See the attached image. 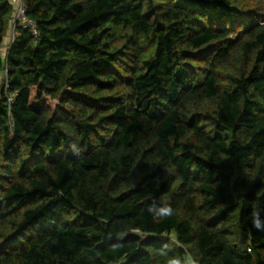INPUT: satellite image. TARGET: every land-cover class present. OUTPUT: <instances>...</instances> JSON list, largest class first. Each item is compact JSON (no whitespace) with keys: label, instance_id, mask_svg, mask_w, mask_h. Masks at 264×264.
I'll return each instance as SVG.
<instances>
[{"label":"trees","instance_id":"1","mask_svg":"<svg viewBox=\"0 0 264 264\" xmlns=\"http://www.w3.org/2000/svg\"><path fill=\"white\" fill-rule=\"evenodd\" d=\"M23 1L0 264H264V0Z\"/></svg>","mask_w":264,"mask_h":264},{"label":"built area","instance_id":"2","mask_svg":"<svg viewBox=\"0 0 264 264\" xmlns=\"http://www.w3.org/2000/svg\"><path fill=\"white\" fill-rule=\"evenodd\" d=\"M12 8V17L10 20L11 32L8 43L3 46L0 51V57L3 64L5 63L6 55L10 50L12 43L18 37L16 29L20 28L30 33L34 38L39 37V31L36 23L28 20L26 17V5L23 0H7ZM5 99V106L10 110L15 99L16 92H9L8 73L5 66L0 70V96Z\"/></svg>","mask_w":264,"mask_h":264},{"label":"clouds","instance_id":"3","mask_svg":"<svg viewBox=\"0 0 264 264\" xmlns=\"http://www.w3.org/2000/svg\"><path fill=\"white\" fill-rule=\"evenodd\" d=\"M149 211H153V208L150 207ZM260 211H261V209L259 207L254 206L253 210L250 214L251 220H252V226L258 230L261 228V221L259 219ZM173 214H174V209L171 205L161 207L158 210V215L162 219L170 218L173 216ZM162 254H164V253H162ZM166 264H182V261L178 257L177 258H170L166 261ZM183 264H201V261L198 257H194V255L191 252L185 250L184 251Z\"/></svg>","mask_w":264,"mask_h":264},{"label":"crops","instance_id":"4","mask_svg":"<svg viewBox=\"0 0 264 264\" xmlns=\"http://www.w3.org/2000/svg\"><path fill=\"white\" fill-rule=\"evenodd\" d=\"M10 32H11V26L10 24L8 25L7 27V31H6V34H5V38H4V41H3V44H2V48L3 49V46L8 43L9 39H10ZM1 51V50H0Z\"/></svg>","mask_w":264,"mask_h":264}]
</instances>
